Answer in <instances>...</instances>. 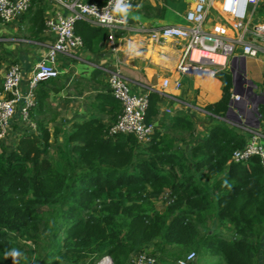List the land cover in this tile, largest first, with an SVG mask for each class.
Masks as SVG:
<instances>
[{
	"label": "trees",
	"instance_id": "16d2710c",
	"mask_svg": "<svg viewBox=\"0 0 264 264\" xmlns=\"http://www.w3.org/2000/svg\"><path fill=\"white\" fill-rule=\"evenodd\" d=\"M29 13L28 31L36 38L45 29L39 0ZM74 32L92 54L107 36L82 21ZM214 78L222 95L203 111L224 118L231 74L219 71ZM52 80L38 85L29 121L48 106L45 84ZM160 97L148 94V125L158 115ZM95 101L98 113L111 109L110 124L96 116L73 123L60 145L43 122L34 121L35 133L0 152V264H12L4 257L11 249L23 254L19 264H96L104 256L131 264L149 246L157 264H176L190 252L197 264H264V168L257 156L232 160L247 135L221 121L185 157L156 131L145 147L133 135L110 134L121 105L110 93L97 94ZM258 113L264 118V107ZM172 121L192 126L184 117ZM166 193L173 201L158 210ZM40 208L56 210L49 230ZM47 235L46 253L36 255L32 245Z\"/></svg>",
	"mask_w": 264,
	"mask_h": 264
},
{
	"label": "crops",
	"instance_id": "0c3cea01",
	"mask_svg": "<svg viewBox=\"0 0 264 264\" xmlns=\"http://www.w3.org/2000/svg\"><path fill=\"white\" fill-rule=\"evenodd\" d=\"M93 1L103 3V0ZM211 2L205 29L210 30L215 24L227 26L228 23L221 17L219 11L221 0ZM194 3L195 0H134L127 23L132 27L144 28L187 26L185 14ZM137 5L139 7H136ZM40 7L45 21L55 18L58 14H65L61 8L46 0L40 1ZM29 9L10 23L0 22V97L3 96V81L8 68L19 67L23 75L19 88L24 91L34 67L46 52L44 44L54 41V35L46 29L36 38L30 36L28 24L32 14L29 13ZM249 23L264 24V0H260L256 7L249 8ZM228 35H234L230 28ZM116 46L117 50L113 53L105 40L97 53L92 54L81 48L67 55H59L54 63L59 76L45 84L48 106L43 108L41 113L34 114L33 121L29 122H24L17 112L9 122L5 139H0V152L13 150L21 135L35 133L36 122H43L49 128L52 139L62 141L60 145H64L66 133L73 123H80L91 116H96L110 124L111 115L108 114L111 109H107L109 113L107 110L106 113H98L94 108L97 94L109 93L106 75L96 69V66H100L110 69L116 67L134 95H145L150 92L161 95L158 115L153 119L155 131L161 136L169 135L174 148L188 157L192 146L206 137L211 126L222 121L221 118L203 111L206 105L220 100L222 95L220 81L192 71L185 74L178 72L177 67L184 50L180 42L174 40L152 42L141 33L118 32ZM234 57H244L240 47L235 49ZM263 63L262 55L255 58L245 57L243 72L245 78L252 81L253 92L260 96H264V79L261 74ZM255 69L258 71L256 78L259 83L252 79ZM163 80L169 81L166 88L162 87ZM175 81L180 83L178 89L173 86ZM260 106L264 107V104ZM166 110H170V113L166 114ZM176 116L190 121L191 128H186L183 122L174 123L172 120ZM258 122L257 131L264 135V118L259 116ZM260 143L264 147V141ZM159 205L156 207L162 210Z\"/></svg>",
	"mask_w": 264,
	"mask_h": 264
},
{
	"label": "built area",
	"instance_id": "2783aa9c",
	"mask_svg": "<svg viewBox=\"0 0 264 264\" xmlns=\"http://www.w3.org/2000/svg\"><path fill=\"white\" fill-rule=\"evenodd\" d=\"M37 0H0V22L10 23L24 14ZM43 1V0H39ZM61 8L65 14H58L55 18L45 21V29L54 35V41L45 43L46 52L36 66L24 91L20 90L23 75L18 66H10L5 73L3 81V96L0 97V139H5L6 130L10 120L18 112L24 122H29V113L34 108L35 91L40 83L56 79L59 71L54 63L59 55H67L72 51L83 48L81 39L74 32L76 21H82L92 27L103 28L107 32V47L115 53L116 35L118 32H134L146 35L152 42L174 40L183 44V54L177 70L185 74L192 70L205 72L207 76L214 77L219 71L230 72V63L234 58V51L241 48L244 57L255 58L264 56V24L249 23V8L256 7L260 0H221L220 15L228 23L215 24L211 29H205V21L211 8L212 0H195L193 7L185 14L187 26H164L160 28H144L142 26L128 25L121 22V17L112 11L115 0H103L102 4L87 0H46ZM132 4L134 0H129ZM234 32L228 35V29ZM263 43L261 45L260 43ZM237 63V69H239ZM106 75L107 86L111 96L121 105V112L116 117L115 123L110 128V134L120 133L133 135L142 144H148L154 134L153 124L145 123V114L148 108V94L134 95L130 92L124 78L116 69L96 66ZM264 79V63L261 66ZM169 85L168 80H163L162 87ZM175 89L180 83H173ZM151 93V92H150ZM232 101L241 102L238 109L233 112L240 122L248 124V139L245 147L232 154L235 163L246 162L253 156L260 159L264 168V135L255 128L256 119L259 118L258 110H254L253 102L250 107L249 94L243 86V95H233ZM232 107V106H231ZM229 108V107H228ZM228 111V110H227ZM170 110H166L169 114ZM248 117V122L246 118ZM233 117L221 118L228 125L227 120ZM230 121H234L233 119ZM164 202L170 204L173 200L166 193ZM190 252L183 260V264H194L195 254ZM191 256V259L189 257ZM178 261L176 264H179ZM131 264H157L154 256L137 253L132 256ZM96 264H113L110 256L102 257Z\"/></svg>",
	"mask_w": 264,
	"mask_h": 264
},
{
	"label": "rangeland",
	"instance_id": "374dc122",
	"mask_svg": "<svg viewBox=\"0 0 264 264\" xmlns=\"http://www.w3.org/2000/svg\"><path fill=\"white\" fill-rule=\"evenodd\" d=\"M254 19H255V17H254ZM117 40H118V38H117ZM262 58V57H261ZM117 59H118V56H117ZM259 59V58H258ZM257 74H258V71L256 72V69L254 70V73H253V80H254V82L255 83H259V81L257 80ZM251 76H252V74H251ZM254 94H255V92H253ZM257 95V94H256ZM253 94H250L249 93V103H250V107L252 106V103L254 102V104L256 105V107L258 108L260 105H262V100L261 99H259V98H257L256 97V99H254L253 98ZM258 96V95H257ZM251 98H252V100H251ZM254 100V101H253ZM251 101H253V102H251ZM256 110H258V109H256ZM230 120H232L231 118H230ZM230 120H227L228 121V123L229 124H231L230 122H232L233 124H231L230 126L231 127H235V128H237V129H239L244 135H247L248 133L245 131V129H248L249 127H248V124H249V122H248V117L246 118V120H247V122H248V124H243V123H239V122H237L236 120H234V121H230ZM226 122V121H225ZM227 123V122H226ZM163 137H166V138H168L170 141H171V143H172V145H173V141H172V139H171V137L169 136V135H163ZM53 140V139H52ZM58 144H60V143H62V141L61 140H55ZM61 141V142H60ZM140 146L141 147H145L146 145H144V144H140ZM173 147H174V145H173ZM190 167H191V165H190ZM163 202H164V200L163 201H161L160 202V205H159V208L160 209H163ZM39 211L43 214V218L44 219H46L47 220V223H46V225H47V229L49 230V227H50V225H51V222H52V215L55 213V209H53V208H40L39 209ZM209 227H210V229L212 230V231H215V228L217 227V224L215 223V222H211V223H209ZM43 239H46V240H40L39 242V244H36V246L34 247L33 245H32V247H31V249L32 250H35V252H36V255H39V256H41L42 254H45L46 252H45V250L46 249H43L42 250V247L44 246L45 248H46V246L47 245H49V241H50V237L47 235L45 238H43ZM39 246V247H38ZM143 253H145V254H147V255H150V256H156L157 255V252H155V250L153 249V246H149V247H147V248H145L144 250H143ZM194 264H197L196 263V261L194 262Z\"/></svg>",
	"mask_w": 264,
	"mask_h": 264
},
{
	"label": "water",
	"instance_id": "95a60500",
	"mask_svg": "<svg viewBox=\"0 0 264 264\" xmlns=\"http://www.w3.org/2000/svg\"><path fill=\"white\" fill-rule=\"evenodd\" d=\"M237 63H239V69H237ZM244 70H245V57H234L232 59V62L230 63V74H231V79H232V94L233 95H238L239 97H242L243 95V86H246L247 88V93L255 95L257 98L262 100V104H264V96L256 95L253 93L252 87H254L252 81L247 80L244 75ZM192 73L195 74H203L206 75L205 72H200L198 70H192ZM242 104L241 102L237 101H232L230 100L229 102V108L226 113V117L230 116L233 117V120H236L237 122H240L238 116L233 112L234 109H238L239 105ZM232 106V107H231ZM254 110L258 109L256 105L253 103ZM258 119H256V124L255 128H258Z\"/></svg>",
	"mask_w": 264,
	"mask_h": 264
},
{
	"label": "clouds",
	"instance_id": "9594fccd",
	"mask_svg": "<svg viewBox=\"0 0 264 264\" xmlns=\"http://www.w3.org/2000/svg\"><path fill=\"white\" fill-rule=\"evenodd\" d=\"M132 7L133 5L129 2V0H115L112 11L113 13L121 17V22L123 24H126L128 15ZM136 7H139V5H137ZM22 255L23 254L18 249H11L4 253L5 259H8L9 257L12 259V264H19ZM189 259H191V256L189 257ZM179 264H183V261H180Z\"/></svg>",
	"mask_w": 264,
	"mask_h": 264
},
{
	"label": "flooded vegetation",
	"instance_id": "af4514ba",
	"mask_svg": "<svg viewBox=\"0 0 264 264\" xmlns=\"http://www.w3.org/2000/svg\"><path fill=\"white\" fill-rule=\"evenodd\" d=\"M253 98L256 99V96L254 95ZM251 100H252V98H251ZM253 101H254V100H253Z\"/></svg>",
	"mask_w": 264,
	"mask_h": 264
}]
</instances>
